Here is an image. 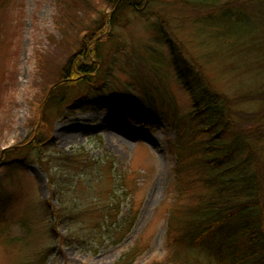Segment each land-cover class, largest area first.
<instances>
[{
    "label": "rangeland",
    "instance_id": "1",
    "mask_svg": "<svg viewBox=\"0 0 264 264\" xmlns=\"http://www.w3.org/2000/svg\"><path fill=\"white\" fill-rule=\"evenodd\" d=\"M141 4L143 10H124L109 26L114 0H0V154L10 151L0 155V264H181L185 254L202 258L176 227L198 214L193 210L207 195L205 184L184 170L175 175L174 132L160 121L145 123V117L149 103L157 114L175 112L178 118L191 107L185 81L170 65L169 40L192 74L199 68L213 89L232 98L236 113L244 115L233 119L235 127H248L260 101L240 97L259 81L243 58L255 53L246 56L233 34L242 18L256 19L258 0ZM100 13L105 33L95 63L109 68L108 85L96 82L74 93L72 100H80L60 114L43 108L62 66L79 48L81 26ZM69 14L78 23L68 29ZM57 26H64V37ZM261 35L257 29L253 45L259 50ZM143 92L148 104L141 97L140 107L116 108V101L129 106L131 95ZM233 129L225 133L228 140ZM38 134L45 139L39 150L32 144ZM56 201L78 212L54 233Z\"/></svg>",
    "mask_w": 264,
    "mask_h": 264
},
{
    "label": "trees",
    "instance_id": "2",
    "mask_svg": "<svg viewBox=\"0 0 264 264\" xmlns=\"http://www.w3.org/2000/svg\"><path fill=\"white\" fill-rule=\"evenodd\" d=\"M141 1L145 0H114V5L117 6L108 25L114 26L124 10H143ZM64 10L70 11L69 8ZM75 17L73 14L65 16V22L68 24L66 28L73 26ZM104 20L105 14L100 13L95 20L81 26L82 38L79 48L62 66L57 81L50 84L54 89L52 88L47 96L43 108L60 114L66 104L73 106L75 101L80 100H72L73 95H79L84 87L95 85L96 82H105L108 85L106 74L109 68L106 63L102 66L95 63L96 58L101 56L103 44L100 36L105 28ZM239 22L240 24L235 25L243 27L233 35L237 34L236 38L243 41V53L246 56L249 52L256 54L251 60L250 56L255 54L250 55L248 59L243 58L244 68H256L257 71L249 72V75L252 78L255 76L259 81L256 89L240 97L245 102L260 101L257 112L249 115L248 127H235L233 119H240L244 115L240 117L236 113L239 111L234 110L232 98L213 89L198 67V71L192 74L187 63L179 61L180 57L174 47H171L169 40L167 43L171 48L170 65L176 77L185 81L183 89L190 98L191 107L178 118L175 112H171L170 116L157 114L149 103L151 110L145 117V123L160 121L174 132L176 141L173 148L170 146V152L175 155V175L179 169L189 172V175L193 173L199 176L206 188L203 187L207 195L199 197V203L193 210L198 214L180 220L176 227V234L183 237L181 240L187 243L190 249L197 248L201 251L202 258L185 254L181 264H193L192 259L198 260L199 264H264V40L260 45L261 50L253 45L257 40V29L261 31V36H264V0H258V15L255 20L245 17ZM57 29L64 37V26H57ZM106 39L111 42L113 36H106ZM112 46L114 51L117 50V44ZM57 83L59 85L55 87ZM141 97L145 98L148 104L149 95L143 92L140 96L131 95L129 106L116 101V108L123 111L130 106L140 107L143 103L140 102ZM249 117L245 116L247 120ZM233 127L231 138L228 140L225 133ZM32 142L33 147L39 150L45 139L40 138L38 134L36 138L32 137ZM30 146L32 147L30 144L27 148ZM8 152L10 151L4 154ZM41 160L39 157L37 163L53 184L51 169L48 166L46 168ZM47 162L49 163L48 159L45 163ZM234 171L237 173L231 176L230 173ZM52 194V198L55 197L56 193ZM56 202L54 211H51L55 221L51 225V232L54 233L60 222L74 219L78 212L75 208L73 213L72 207L65 202ZM46 203L48 205L47 201ZM180 227L182 231L178 233Z\"/></svg>",
    "mask_w": 264,
    "mask_h": 264
}]
</instances>
